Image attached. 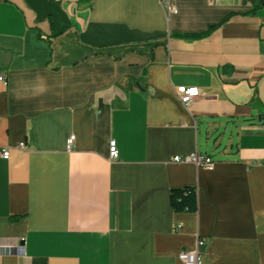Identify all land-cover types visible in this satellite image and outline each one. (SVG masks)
<instances>
[{
    "label": "crops",
    "instance_id": "1",
    "mask_svg": "<svg viewBox=\"0 0 264 264\" xmlns=\"http://www.w3.org/2000/svg\"><path fill=\"white\" fill-rule=\"evenodd\" d=\"M175 3L0 0V264H264V0Z\"/></svg>",
    "mask_w": 264,
    "mask_h": 264
},
{
    "label": "built area",
    "instance_id": "2",
    "mask_svg": "<svg viewBox=\"0 0 264 264\" xmlns=\"http://www.w3.org/2000/svg\"><path fill=\"white\" fill-rule=\"evenodd\" d=\"M163 7L168 13H174L176 14L178 12L175 0H161ZM0 82H3L6 84V77L3 73H0ZM176 93L182 103L185 106L191 105L194 100L201 95V90L197 86H185L181 85L176 88ZM74 141V135L72 134L68 138V147L72 145ZM23 145V144H21ZM0 157L3 159H8L10 157V149L9 148H3L0 149ZM109 158L111 160H116L119 158V149L117 146L116 140H111L109 144ZM174 161L176 162H192L196 165H203L208 169H212L215 161L212 159V157L204 154H200L198 152H195L190 155L186 156H175ZM205 243V239L199 237L197 240V247L193 250H183L179 254L180 260L183 262V264H203V254L200 251V247L203 246ZM14 252V248L11 246H8L0 241V254H11Z\"/></svg>",
    "mask_w": 264,
    "mask_h": 264
},
{
    "label": "trees",
    "instance_id": "3",
    "mask_svg": "<svg viewBox=\"0 0 264 264\" xmlns=\"http://www.w3.org/2000/svg\"><path fill=\"white\" fill-rule=\"evenodd\" d=\"M171 202L176 212H195L198 209L197 191L193 187L174 188L171 192Z\"/></svg>",
    "mask_w": 264,
    "mask_h": 264
},
{
    "label": "water",
    "instance_id": "4",
    "mask_svg": "<svg viewBox=\"0 0 264 264\" xmlns=\"http://www.w3.org/2000/svg\"><path fill=\"white\" fill-rule=\"evenodd\" d=\"M251 3H255L256 0H249Z\"/></svg>",
    "mask_w": 264,
    "mask_h": 264
}]
</instances>
